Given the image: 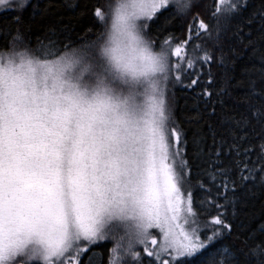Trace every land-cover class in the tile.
Here are the masks:
<instances>
[{
    "label": "snow or ice",
    "instance_id": "obj_1",
    "mask_svg": "<svg viewBox=\"0 0 264 264\" xmlns=\"http://www.w3.org/2000/svg\"><path fill=\"white\" fill-rule=\"evenodd\" d=\"M12 3L0 0V10ZM26 3L17 0L18 9ZM199 6L193 0L97 3L88 13L103 25L95 39L85 33L72 40L66 29L49 25L35 47L19 27L0 24V264H84L117 232L107 264H264V224L248 233L244 247L226 244L233 225L220 211L231 206L235 215L238 193L249 184L264 187V138L244 149L246 158L237 143L247 140L253 120L264 127V71L260 88L249 79L248 96L260 97L261 105H249L239 117L220 113L232 141L217 142L208 124L210 150L206 134L197 131L190 140L173 118L170 92L183 85L175 73H183L185 63L195 66L189 43L197 60L202 51L204 63L223 65L221 36L237 18L264 32V3L245 16L250 0H212L214 51L192 40L211 35L192 14ZM37 12L48 8L37 6L33 18ZM189 16L183 40L168 31L173 20ZM233 35H243L240 24ZM198 84L199 77L186 87ZM228 95L202 90L209 116L224 108ZM198 160L226 202L213 200L210 223H201L193 193L185 189L201 167Z\"/></svg>",
    "mask_w": 264,
    "mask_h": 264
},
{
    "label": "trees",
    "instance_id": "obj_2",
    "mask_svg": "<svg viewBox=\"0 0 264 264\" xmlns=\"http://www.w3.org/2000/svg\"><path fill=\"white\" fill-rule=\"evenodd\" d=\"M115 0H27L24 8L18 9L17 5L13 9L0 10V24L8 23L13 29L19 27L24 34V38L29 42L30 46L35 47L36 39L42 36L49 25H56L61 29H66L68 35L72 40H78L85 36L95 39L96 35L103 31V25L99 22L93 23L89 10L93 4H101L104 6L114 3ZM194 4H199V7L193 9V15L199 14L200 18L209 25L210 33H201L200 39L193 35L192 40L202 48L209 51H214L212 48L215 37L214 21L210 17L212 0H193ZM261 3L264 0H250L251 7L245 13V16L260 9ZM67 5H74L68 7ZM48 8L46 14L37 12L33 18L34 10ZM20 18V23L14 24L12 21ZM191 17L182 19H175L171 22L168 28L169 32L175 34L178 39L183 40L186 36V28L182 27L187 24ZM236 24L243 27V35L237 37L233 35ZM91 29L89 32L88 30ZM221 44L223 45V53L225 56V63L221 65L218 62L204 63L202 61L203 52L199 53L201 57L197 60L192 54V44L189 43V58L193 59L195 66L188 68L184 64L183 73H175L180 75L183 80V85L176 84L170 89L171 93L175 94V105L172 108V116L186 131L189 139L197 131H202L207 135L205 147L209 150L215 147L212 144V137L210 132L215 130L216 140L220 141L224 137L228 143H231L232 136L229 129L221 126L219 123V114L227 111L229 114L239 117L241 114H248L249 105L259 107L262 103L260 97H249V79L256 80L257 88L259 84L260 73L264 71V32H261L259 24H253L250 27L244 26V21L239 18L228 27L225 34L221 36ZM23 50V49H21ZM217 58L220 56L219 51H215ZM175 57L173 60L175 61ZM209 72L211 76H209ZM199 77V84L196 86L186 87L190 79ZM209 80L214 81L209 85ZM204 88L209 91H219L224 89L228 92V96L224 97V108L217 107V114L209 116L210 109H206L204 101L207 97H201L200 93ZM214 100L215 97H212ZM202 118L199 120L193 119L197 115ZM208 124H212V130L209 129ZM247 132V140H238L240 146L241 157H244V149L250 144H256L258 139L264 138V127L257 124L255 120L245 130ZM228 143L224 145L227 151ZM189 157H193L192 146H189ZM228 162L231 157H224ZM255 160V156H252ZM197 163L201 165L199 168H194L192 171L191 183L185 186L186 190H191L194 196V207L200 212L203 218H206L210 223L212 216L216 214V210L212 208L213 200L219 203H226L223 199L224 193L217 196L216 187L213 185L209 172L203 166V160H198ZM233 175L238 179L239 173L235 172ZM203 183L204 188L201 189L199 184ZM216 183H219L217 179ZM211 189V193L208 192ZM238 195L241 196L242 203H238L235 208V215L231 206L226 209H221L224 212L227 221L233 225L231 234L224 236L226 244H232L237 247H244V240L251 230L257 229L259 225L264 224V187L256 185L253 187L248 185L247 189L242 190ZM206 201V203H205ZM202 206V207H201ZM210 234V233H209ZM119 234L117 232L116 238L109 240L103 247H97L92 252L88 253L84 264H107L109 250L115 246ZM31 264H42L40 261L31 262Z\"/></svg>",
    "mask_w": 264,
    "mask_h": 264
},
{
    "label": "rangeland",
    "instance_id": "obj_3",
    "mask_svg": "<svg viewBox=\"0 0 264 264\" xmlns=\"http://www.w3.org/2000/svg\"><path fill=\"white\" fill-rule=\"evenodd\" d=\"M12 5H17V0H13V3H12ZM11 8V7H10ZM7 9H9V8H7Z\"/></svg>",
    "mask_w": 264,
    "mask_h": 264
}]
</instances>
